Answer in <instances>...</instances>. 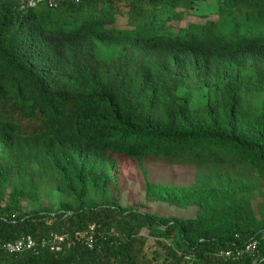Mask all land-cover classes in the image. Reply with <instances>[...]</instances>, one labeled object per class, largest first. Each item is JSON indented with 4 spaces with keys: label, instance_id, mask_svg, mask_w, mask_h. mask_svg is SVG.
<instances>
[{
    "label": "trees",
    "instance_id": "16d2710c",
    "mask_svg": "<svg viewBox=\"0 0 264 264\" xmlns=\"http://www.w3.org/2000/svg\"><path fill=\"white\" fill-rule=\"evenodd\" d=\"M34 1L0 0V264H264V1ZM119 158L142 201L121 203Z\"/></svg>",
    "mask_w": 264,
    "mask_h": 264
},
{
    "label": "rangeland",
    "instance_id": "374dc122",
    "mask_svg": "<svg viewBox=\"0 0 264 264\" xmlns=\"http://www.w3.org/2000/svg\"><path fill=\"white\" fill-rule=\"evenodd\" d=\"M220 0H206L199 4L198 9L195 11L197 15L206 16L209 19L215 20L217 7ZM264 1V0H263ZM119 26L125 27L123 20L119 19ZM118 170H119V184L123 191L121 193V203L123 205L134 204L135 202L142 201L140 197V188L138 180H141V176L137 173V170L133 167V163L123 158L118 159ZM150 180L158 183L173 184L181 186H189L193 183L194 170L190 167L186 168H163L162 166H150ZM155 168V169H154ZM137 181H136V180ZM38 202L33 207L38 208H49L55 210L58 208V204L63 199V196L55 192L53 189L42 188L39 193ZM162 210L160 214L163 216H178L182 218L189 217L193 214V211L183 210H168L162 205H148L152 212H157V208L160 207ZM32 207V208H33ZM144 253L151 255L154 252L153 240L147 238L144 246Z\"/></svg>",
    "mask_w": 264,
    "mask_h": 264
},
{
    "label": "built area",
    "instance_id": "2783aa9c",
    "mask_svg": "<svg viewBox=\"0 0 264 264\" xmlns=\"http://www.w3.org/2000/svg\"><path fill=\"white\" fill-rule=\"evenodd\" d=\"M29 7H32L35 5V1L34 0H29V3H28ZM92 228H90V231H92ZM56 239V238H55ZM91 236H89L87 239H86V243L88 245V247H90V242H91ZM260 239L261 240H264V233L261 234L260 236ZM57 240L59 242L62 241V238H57ZM259 244V241L258 240H253L251 241L249 244H247L243 249H235V250H226V251H221L219 253V255L221 257H223L224 259H235V258H238V257H241L243 254L245 253H251L255 250L256 246ZM33 246V242L30 238H25V239H22V240H19L17 241L16 243L14 244H10L7 246V250L9 252H20L24 249H29Z\"/></svg>",
    "mask_w": 264,
    "mask_h": 264
}]
</instances>
